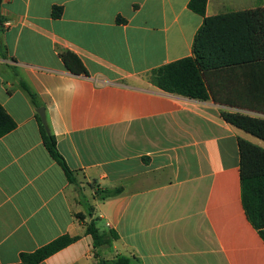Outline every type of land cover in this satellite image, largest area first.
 Listing matches in <instances>:
<instances>
[{
  "label": "crops",
  "instance_id": "crops-1",
  "mask_svg": "<svg viewBox=\"0 0 264 264\" xmlns=\"http://www.w3.org/2000/svg\"><path fill=\"white\" fill-rule=\"evenodd\" d=\"M190 1L0 0V105L16 123L0 138V264L66 235L79 239L40 264H96L91 221L117 234L98 252L107 261L264 264L240 178L239 140L255 138L223 120L232 108L150 81L193 56L203 17ZM230 4L246 11L264 0ZM221 8L208 0L206 15ZM63 50L86 74L66 68ZM40 108L74 183L44 145Z\"/></svg>",
  "mask_w": 264,
  "mask_h": 264
},
{
  "label": "trees",
  "instance_id": "trees-1",
  "mask_svg": "<svg viewBox=\"0 0 264 264\" xmlns=\"http://www.w3.org/2000/svg\"><path fill=\"white\" fill-rule=\"evenodd\" d=\"M208 0H191L189 9L203 17L194 44L193 56L162 66L151 73L156 88L198 101L213 100L232 110H221L223 120L264 142V7L207 16ZM55 15H61L59 9ZM60 57L74 74H86L81 60L63 50ZM26 88V87H25ZM36 103L35 96L26 88ZM248 112V113H247ZM251 113V114H250ZM44 145L50 156L74 183L73 173L59 153L54 135L47 133L38 116ZM16 128L15 121L0 105V138ZM242 202L247 218L264 240V148L240 139ZM122 189L102 190L100 199L119 195ZM81 221L85 216H77ZM93 239L96 264H130L124 256L107 261L98 252L117 239L113 231H101L96 221L85 225ZM79 237L63 236L30 254H22L18 264H40L76 242Z\"/></svg>",
  "mask_w": 264,
  "mask_h": 264
},
{
  "label": "rangeland",
  "instance_id": "rangeland-1",
  "mask_svg": "<svg viewBox=\"0 0 264 264\" xmlns=\"http://www.w3.org/2000/svg\"><path fill=\"white\" fill-rule=\"evenodd\" d=\"M240 0H229V1H225L222 0V8H221V12L225 13V12H232L234 11L233 6L230 4L231 2H236L238 3ZM255 143H259L261 147L264 148V142L258 140V139H254Z\"/></svg>",
  "mask_w": 264,
  "mask_h": 264
},
{
  "label": "water",
  "instance_id": "water-1",
  "mask_svg": "<svg viewBox=\"0 0 264 264\" xmlns=\"http://www.w3.org/2000/svg\"><path fill=\"white\" fill-rule=\"evenodd\" d=\"M41 120H42V124L44 125L47 133H49V127L47 126V122H46V116H45V110L44 108H40L39 110H37Z\"/></svg>",
  "mask_w": 264,
  "mask_h": 264
}]
</instances>
